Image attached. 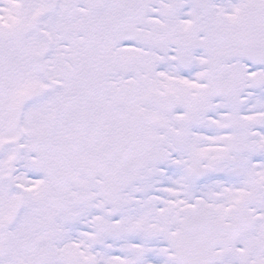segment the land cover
I'll return each mask as SVG.
<instances>
[{
  "label": "snow or ice",
  "instance_id": "6c2138e0",
  "mask_svg": "<svg viewBox=\"0 0 264 264\" xmlns=\"http://www.w3.org/2000/svg\"><path fill=\"white\" fill-rule=\"evenodd\" d=\"M0 264H264V0H0Z\"/></svg>",
  "mask_w": 264,
  "mask_h": 264
}]
</instances>
